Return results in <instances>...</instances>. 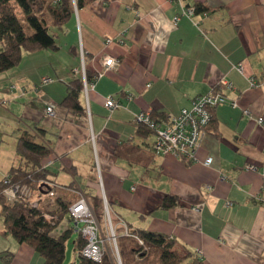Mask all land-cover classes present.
<instances>
[{
    "label": "crops",
    "instance_id": "obj_1",
    "mask_svg": "<svg viewBox=\"0 0 264 264\" xmlns=\"http://www.w3.org/2000/svg\"><path fill=\"white\" fill-rule=\"evenodd\" d=\"M73 5L70 19L51 27L56 50L23 53L17 66L0 73V119H6L0 122L6 127L14 122L15 142L23 131H45L38 139L52 149L45 164L56 199L71 203L82 193L95 212H103L105 200L116 228L129 225L167 236L173 250L187 255L186 262L264 264V0ZM197 5L206 10L195 14L199 24L194 25L181 11ZM80 49L88 74L101 72L106 56L118 65L98 76L86 94L82 91L84 110L77 115L60 102L66 84L78 76ZM239 63L242 73L235 68ZM43 77L53 79L43 86L55 83L38 95L33 88ZM221 78L232 82L234 90L225 95L237 106L213 109L197 159L153 154V137L138 132L134 115L145 110L156 119L177 115ZM109 96L120 104L111 112L104 106ZM47 101L57 105L53 117L44 113ZM208 157L211 163L205 165ZM14 158L6 172L0 170V179L19 161L16 153ZM166 195L176 198L175 206L160 207ZM69 227V222L59 224L55 234ZM7 253L10 258L3 259ZM35 254L0 234V264H42Z\"/></svg>",
    "mask_w": 264,
    "mask_h": 264
},
{
    "label": "trees",
    "instance_id": "obj_2",
    "mask_svg": "<svg viewBox=\"0 0 264 264\" xmlns=\"http://www.w3.org/2000/svg\"><path fill=\"white\" fill-rule=\"evenodd\" d=\"M89 1L0 0V73L17 66L23 53L46 49L56 50L55 39L50 28L60 26L70 19L73 14V4L80 8ZM194 7L196 13L206 10L200 5ZM93 77L94 75L85 72L87 82L91 81ZM39 84L34 86L35 91L43 86ZM82 91L83 80L78 73L76 78L66 84V94L60 105L77 115L82 114L84 108L79 98ZM137 126L140 134L149 135L150 133L153 137V133L148 128L143 125ZM33 132L34 134L23 131L17 137L15 153L19 161L0 179V218H2L3 225V231L0 234H9L17 243H25L30 246L41 257L42 264H63L65 245L74 230L69 227L56 235L55 229L65 214L68 215L70 223L68 207L75 200L65 203L58 199L55 201L56 207L49 210L42 208L39 204L36 207L31 206L28 197L25 198L23 195H20L16 201H6L3 193L7 187L17 186L27 188L31 193L51 190L56 198L53 184L50 183L49 178L51 172L45 164L52 152L51 146L48 141H41L45 134L43 129L34 127ZM39 137L41 140L38 139ZM5 179L7 183L4 182ZM176 201L175 197L166 195L160 207H173L176 205ZM97 213L101 215L99 210ZM47 216L49 219L46 218ZM126 226L128 229L130 228L129 225ZM131 232L143 242L147 249L142 250L143 247L138 245V242L133 238L121 237L119 256L121 258L124 254L126 256V259H121L122 264H200L196 259L186 262L187 255H180L173 250V240L167 236L142 229H131ZM126 239L132 242H127ZM73 245L74 251L78 255V264H113L108 255H104L99 261L83 257L80 251L84 241L78 232ZM135 255L138 257L136 261L133 259ZM10 256L11 253H7L2 258L8 259Z\"/></svg>",
    "mask_w": 264,
    "mask_h": 264
},
{
    "label": "built area",
    "instance_id": "obj_3",
    "mask_svg": "<svg viewBox=\"0 0 264 264\" xmlns=\"http://www.w3.org/2000/svg\"><path fill=\"white\" fill-rule=\"evenodd\" d=\"M169 2H180L181 0H168ZM195 7L186 6L182 8L181 15L189 18L194 25H198L199 21L195 20ZM179 16L174 17V21L178 20ZM112 37H106V42H112ZM81 66L74 69V72L79 73L83 80V91L85 94L89 87L93 86L94 80L101 76L107 70L118 65V61L112 56H106L103 58V69L101 72L94 75L91 81L87 82L85 79V69L83 65L84 54L80 49L79 52ZM238 72H243L242 64L235 65ZM249 83L252 86H257L258 82L253 76H249ZM52 81L51 77H43L40 81V86L50 83ZM264 84V80H262ZM234 86L231 81L226 78H221L215 87L210 89L207 93L194 97L191 100L190 106L187 108H181L177 115H168L165 118L156 119L152 116L149 110L140 111L136 113L133 117V121L138 125H143L148 128L153 133V141L151 144V149L155 155H165L171 154L177 158H180L187 162H193L197 159V151L200 145V140L203 134L207 131L206 128L212 119L213 109L221 104H228L230 106H237V101L235 99H228L225 95V91H233ZM104 106L109 112L118 108L120 106L119 102L112 96H109L104 101ZM44 113L47 116L55 115V103L52 101H47L45 104ZM243 114L250 116V111L248 109L243 110ZM258 124H262V119H257ZM211 163V158H206L204 160L205 165ZM249 170H255L253 165L246 166ZM7 183L6 179L4 180ZM4 195L9 202L18 200L20 195L28 197L30 200V205L33 207L38 206V201L31 200V192L27 188H19L17 186H9L4 189ZM49 197L54 198L55 194L53 191L46 192ZM104 214L106 213L108 217L107 225L108 231H112V224L109 217V209L107 202L103 200ZM227 206L231 203L227 202ZM194 210H198L199 206L194 207ZM68 214L70 217V227L80 234V236L85 240L84 245L80 251L83 257L91 259L93 261H99L102 259L105 253L104 239L101 234V228L99 225V220L96 216L93 207L89 204L86 197L81 193L79 197L69 205ZM49 219V216L46 217ZM123 236L136 239L138 244L143 247L142 250L147 249L143 242L128 229L126 225H123ZM111 237L114 235L111 234ZM109 239L110 236H109ZM115 242V241H114ZM116 257L119 260V253L116 248ZM141 250V251H142ZM197 253H201L197 251ZM120 263V260L118 262Z\"/></svg>",
    "mask_w": 264,
    "mask_h": 264
},
{
    "label": "rangeland",
    "instance_id": "obj_4",
    "mask_svg": "<svg viewBox=\"0 0 264 264\" xmlns=\"http://www.w3.org/2000/svg\"><path fill=\"white\" fill-rule=\"evenodd\" d=\"M50 29H52V28H50ZM54 83L55 82H53L52 84H54ZM52 84L42 86L37 91H35L33 89V91L39 95V94L43 93L44 91L46 92V90L48 91L49 88L51 89ZM53 87H54V85L52 86V88ZM82 99L84 101L83 93H82ZM33 100H35V98ZM19 102H21V101H19ZM19 104H22V103H19ZM23 104H25V103H23ZM2 106L7 108V104H3ZM56 109H57V105H55V113H56ZM47 117H53V116H47ZM0 120H4V119H0ZM4 121H6V119ZM6 124L7 123H3L2 121L0 122V170L3 173L6 172V170L9 168V166L12 165L13 162H15L14 155H15V132H16V129L14 126H16V125L12 121H10L8 123L9 127H6ZM136 125H138V124H136ZM15 165H16V163H15ZM62 188L63 187H61V189ZM41 193L32 192L31 193V200L38 201V204L40 206L43 205L45 207L52 206L55 204V201L57 200L55 197L54 198L49 197V195L46 192H41ZM108 211H109L110 222L112 224V231L107 230L109 228V226L107 225L108 217H107L106 213L104 214V210L102 213L101 208H100L99 213L101 215H98V213L96 211V216L99 220V225L101 228V234H99V236L100 235L103 236L102 238L104 239V241H103L104 247H105L104 255H108L113 264H118L119 260H120V263L122 264L121 259H126V256H125V254L122 255V258L119 256V260H118L116 257V249H115L114 244H116V248H117V250H119V242L122 239L121 237H125V236H123V234H124L123 227L121 226L120 228H116V221H115L113 215L111 214V211L110 210H108ZM1 221H2V218H0V226L2 225ZM106 221H107V223H106ZM68 222H69L68 221V215L65 214L63 219L61 220L60 224L63 227ZM111 234L114 235V237H111ZM109 236L111 239H109ZM76 237H77V232L72 231V233H71V235H70V237L67 240L66 245H65V257H64L63 264H78V255H77L76 251H74V245H73V241L76 239ZM127 238H130V237H127ZM82 240L85 242V240L83 238H82ZM126 240H128V239H126ZM134 240L137 241L136 239H134ZM127 242L131 243L132 241L128 240ZM10 248H12V247H10ZM11 250L12 249H10V251ZM35 255L36 256L34 259H40L41 260V257L39 255H37V254H35ZM133 259H135V261H136L138 259L137 255H135V257Z\"/></svg>",
    "mask_w": 264,
    "mask_h": 264
}]
</instances>
